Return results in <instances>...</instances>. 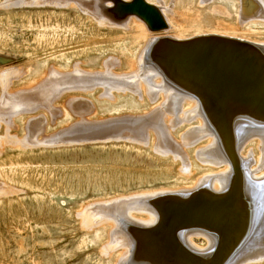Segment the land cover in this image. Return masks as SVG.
I'll use <instances>...</instances> for the list:
<instances>
[{"label":"bare ground","instance_id":"6f19581e","mask_svg":"<svg viewBox=\"0 0 264 264\" xmlns=\"http://www.w3.org/2000/svg\"><path fill=\"white\" fill-rule=\"evenodd\" d=\"M258 1L237 0L236 26L202 31L187 26L183 0H20L21 6H52L62 14L61 23L56 15L48 18L51 68L44 76L32 72L20 90L8 72L0 81V159L8 147L65 148L81 141L148 147L173 163L176 187L87 202L74 212L79 230L100 246L101 259L110 264H202L181 251L173 239L177 235L181 246L206 261L221 240L216 258L221 263L248 232L228 264L264 261V41L248 32L256 23H240L239 18L264 17ZM64 13L108 35L94 38L79 24L68 26ZM90 50L108 54L99 68L91 65L99 58L79 57ZM121 95L134 97L133 114L92 120L103 109L117 110L100 103H115ZM37 111L42 112L34 116ZM23 117L26 135L18 139L13 120ZM67 117L79 121L62 129ZM54 125L61 129L51 134ZM254 142L259 159L253 148L246 152ZM6 166L0 164V199L22 192L9 182L13 173L7 174ZM236 185L239 193L229 195ZM161 217L160 229L135 232L154 228Z\"/></svg>","mask_w":264,"mask_h":264},{"label":"rangeland","instance_id":"374dc122","mask_svg":"<svg viewBox=\"0 0 264 264\" xmlns=\"http://www.w3.org/2000/svg\"><path fill=\"white\" fill-rule=\"evenodd\" d=\"M19 1L0 0V81L8 72L11 83L20 90L27 84L26 80L33 75L32 72L38 73L40 79L49 69L47 42L52 34L48 18L56 15L57 22L61 23L62 14L59 10L52 11L49 5L26 3L21 6L17 4ZM259 1L258 10H264V0ZM183 7L188 11L184 18L189 22L187 26L194 24L196 30L213 31L222 25L236 26L240 4L237 0H215L210 4H205L204 0H183ZM64 14L68 26L79 24L94 38L99 34V38L108 35L97 33L89 23L84 22L82 12H78L82 17L73 13ZM260 17H239V20L240 23H256L249 27L248 32L256 36L258 42H263L264 17ZM240 25L242 27L243 24ZM90 55L99 58L97 64H91L94 68H99L101 60L108 56L107 53L90 50L79 57L86 60ZM67 57L80 60L76 54H67ZM1 95L0 85V99ZM115 98V103L106 99L100 105L106 109L115 106L117 110L106 112L103 109L100 118L92 120L104 121L109 117L133 114L130 108L134 97L121 95ZM41 112L33 115H40ZM26 119L13 120L15 128H18L13 135L18 139L26 135ZM78 121L77 118L67 117L65 127L54 125L51 134ZM86 142H75L65 148L48 146L14 150L8 147L15 151L13 154L6 149L0 164H7V174L15 173L10 177L7 175L9 182L17 185L22 192L16 197L0 199V264H110L101 259L100 246L93 242L94 239L79 230L74 221V212L78 207L87 202H108L119 195L157 192L178 184L173 163L148 147L142 149L122 141H102L103 144L101 141ZM250 148L254 149L259 159L258 142L247 146L246 152ZM11 166L15 171L11 170ZM257 264H264V261Z\"/></svg>","mask_w":264,"mask_h":264},{"label":"water","instance_id":"95a60500","mask_svg":"<svg viewBox=\"0 0 264 264\" xmlns=\"http://www.w3.org/2000/svg\"><path fill=\"white\" fill-rule=\"evenodd\" d=\"M197 48H201V47H195V49H197ZM230 102H232L231 100H228L226 103L227 104H229ZM235 158H237V157H235ZM237 160V159H236ZM238 162V161H237ZM238 171V170H237ZM237 173V177H239L240 178V176H239V174H238V172H236ZM238 181V180H237ZM238 183V182H237ZM238 185V184H237ZM235 186V188L233 187V190L231 191V193L229 194V195H232V194H236V193H239V186ZM238 191V192H237ZM200 195H202L201 193H198L196 196H200ZM196 196H194V197H196ZM193 197V198H194ZM192 198V199H193ZM239 198L240 199H242L241 200V204L243 205L244 203H245V201H244V199H243V196L242 195H240L239 196ZM191 199V200H192ZM206 199H207V201H211V198H208V197H206ZM219 199H223V198H219ZM191 200H187V201H184V202H182V204H184V203H187V202H189V201H191ZM181 203V202H180ZM158 208V207H157ZM163 225V218L161 217V220H160V222H159V224L157 225V226H155L154 228H151V229H146V230H144V229H142V230H138V228L136 229L137 231H135L136 233H139V232H141V231H143V232H154V231H156V230H158V229H160L161 228V226ZM202 228H205V229H207V226H201ZM180 228H181V226H180ZM210 228V227H209ZM179 229V228H178ZM178 231V230H177ZM248 232H247V234L244 236V239L241 241V243L239 242V244H238V246L227 256V258L225 259V260H223L221 263H220V261L219 262H217L218 260H216V258H217V256H218V254H219V251H220V249H221V244H222V241L220 240V242H219V245H218V248H217V250H216V252L212 255V257L209 259V260H203V259H201L200 257H198V256H195V255H192V254H190L188 251H187V249H185L183 246H181V244H179V242H178V240H177V235H173V239H174V241H175V243H176V245L181 249V251L182 252H184V253H186V254H188L190 257H193V258H195V259H197L199 262H201L202 264H228V263H230L232 260H233V258L237 255V252L240 250V248L243 246V244H244V242H245V239L248 237ZM134 258H135V255H134ZM216 260V261H215ZM169 263H172V262H169ZM168 263V264H169Z\"/></svg>","mask_w":264,"mask_h":264}]
</instances>
